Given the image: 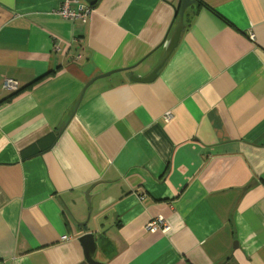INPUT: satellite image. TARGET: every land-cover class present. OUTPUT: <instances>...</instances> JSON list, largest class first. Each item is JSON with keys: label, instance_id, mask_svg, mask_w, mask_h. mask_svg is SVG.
Listing matches in <instances>:
<instances>
[{"label": "crops", "instance_id": "0c3cea01", "mask_svg": "<svg viewBox=\"0 0 264 264\" xmlns=\"http://www.w3.org/2000/svg\"><path fill=\"white\" fill-rule=\"evenodd\" d=\"M64 2L0 0V264H264V0H194L151 82L181 0Z\"/></svg>", "mask_w": 264, "mask_h": 264}, {"label": "water", "instance_id": "95a60500", "mask_svg": "<svg viewBox=\"0 0 264 264\" xmlns=\"http://www.w3.org/2000/svg\"><path fill=\"white\" fill-rule=\"evenodd\" d=\"M83 1L88 6H93L96 3V0H83ZM193 2H194V0H181V4H180L179 8H177V10L179 11V20H178L177 26L175 27V29L173 30V32L169 38V40L164 45L165 52H164V58L162 60V63L157 68H155V70H153V72H151L147 77H145V78H134V77H132L131 79L133 81L151 82V81L156 79L159 69L162 67L165 60L169 57V55L171 54V52L173 51V49L177 46V44L179 42L180 36L184 30V13H185V10H186V8H188L190 6V4H193ZM91 83L92 82H90V84ZM90 84H87L86 88L84 89V91L82 92V94L79 98L78 103H80L81 99L83 98L85 90L87 89V87ZM89 196H90L89 194H86V198H87L88 202H89ZM79 242L82 244V246L84 248L85 257H86V260L89 264H104L102 262L95 260V258H94L97 245H96L93 233L83 234L79 238Z\"/></svg>", "mask_w": 264, "mask_h": 264}, {"label": "built area", "instance_id": "2783aa9c", "mask_svg": "<svg viewBox=\"0 0 264 264\" xmlns=\"http://www.w3.org/2000/svg\"><path fill=\"white\" fill-rule=\"evenodd\" d=\"M73 2L79 3V0H65L63 8H61L58 14L64 18L84 20L90 13L89 7L80 5L78 11H71L69 9V5ZM250 38L251 40L254 39L253 34H250ZM3 89L7 92H15L18 89V84L11 79H6L3 84ZM165 116L166 118H170V112H167ZM147 230L150 233L159 231L166 232L168 230V226L164 223L162 218H157L149 222V224L147 225ZM63 239H66V237L64 236Z\"/></svg>", "mask_w": 264, "mask_h": 264}, {"label": "trees", "instance_id": "16d2710c", "mask_svg": "<svg viewBox=\"0 0 264 264\" xmlns=\"http://www.w3.org/2000/svg\"><path fill=\"white\" fill-rule=\"evenodd\" d=\"M19 87H18V89L15 91V92H9V93H11V94H16V93H18L19 92Z\"/></svg>", "mask_w": 264, "mask_h": 264}]
</instances>
